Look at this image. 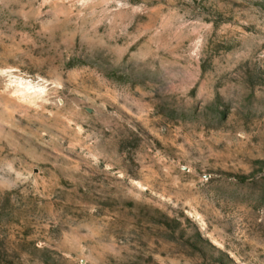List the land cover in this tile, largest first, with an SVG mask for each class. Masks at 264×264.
Returning <instances> with one entry per match:
<instances>
[{
	"label": "rangeland",
	"instance_id": "374dc122",
	"mask_svg": "<svg viewBox=\"0 0 264 264\" xmlns=\"http://www.w3.org/2000/svg\"><path fill=\"white\" fill-rule=\"evenodd\" d=\"M0 264H264V0H0Z\"/></svg>",
	"mask_w": 264,
	"mask_h": 264
}]
</instances>
